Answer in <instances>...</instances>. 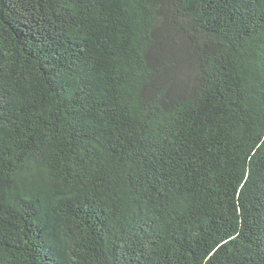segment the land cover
<instances>
[{
    "label": "trees",
    "instance_id": "16d2710c",
    "mask_svg": "<svg viewBox=\"0 0 264 264\" xmlns=\"http://www.w3.org/2000/svg\"><path fill=\"white\" fill-rule=\"evenodd\" d=\"M0 264H264V0H0Z\"/></svg>",
    "mask_w": 264,
    "mask_h": 264
}]
</instances>
